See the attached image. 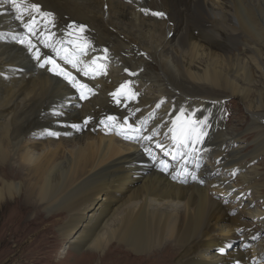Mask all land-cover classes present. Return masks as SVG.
<instances>
[{"label": "bare ground", "instance_id": "obj_1", "mask_svg": "<svg viewBox=\"0 0 264 264\" xmlns=\"http://www.w3.org/2000/svg\"><path fill=\"white\" fill-rule=\"evenodd\" d=\"M18 2L40 12L26 11L22 22L11 0H0V204L13 201L8 224L29 231L42 211L57 224L54 213L66 210L62 264H264V0ZM32 17L35 34L24 27ZM47 54L78 77L99 61L106 70L86 80L98 94L82 101L64 75L40 66ZM229 97L245 120L227 122ZM182 113L181 123L207 133L200 143L173 140ZM126 115L131 128L121 127ZM43 133L46 140L34 137ZM202 153L195 179L183 183L177 172L191 162L193 171ZM239 228L242 243L255 235L257 248L227 246ZM47 229L30 246H52L40 239Z\"/></svg>", "mask_w": 264, "mask_h": 264}, {"label": "rangeland", "instance_id": "obj_2", "mask_svg": "<svg viewBox=\"0 0 264 264\" xmlns=\"http://www.w3.org/2000/svg\"><path fill=\"white\" fill-rule=\"evenodd\" d=\"M229 105L225 106V112L227 113V122L230 120L231 122H237L245 120L244 118V111L240 107V104L237 102L236 98H228L225 100ZM148 122H150L148 120ZM141 132L136 131V137H140ZM36 139H43L46 140L48 138L47 133H43L42 135L34 136ZM56 138V137H55ZM244 142V141H243ZM204 153L199 155L195 158V169L191 171L188 167H183L180 171L177 172L178 176L182 180L183 183H190L195 179V171H198L201 168V165L204 163ZM198 162V163H197ZM192 162L190 163V165ZM258 165V170L262 173V176H259V180H257L258 184L263 185L264 183V161L260 159ZM194 177V178H193ZM206 179V178H204ZM260 193L264 196V185L263 188L261 187ZM220 193H217V196H220ZM256 195V196H255ZM250 197L254 200L258 198L257 194H249ZM229 197L223 199V204H226L229 201ZM13 201L8 200L7 203L0 204V264H62L60 261L64 260L61 259L64 256V246L66 244L65 239H63L61 235V230L59 229L62 224H64L68 220V213L66 210L60 213H54L55 219L58 217L59 223L55 224L56 222L53 221V218L48 219L47 211H42L43 216L41 215V219H39L40 224L37 228H32L31 230L27 231L25 228L19 227V224L15 222L13 225L12 223L8 224L9 217L13 212V207L11 206ZM261 209H264V205H261ZM11 210V212H9ZM8 212V213H7ZM8 216V218H7ZM6 219V220H5ZM5 220V221H4ZM5 224V225H3ZM48 226L46 230V235L41 237V242L44 246H48L46 244L47 241L52 243V246L48 247L47 249H38L35 248L34 245H31L32 240L39 238L37 233L41 231L43 227ZM50 227V228H49ZM253 228L256 229V233L260 230L258 225H251ZM243 229L239 228L237 234H235L232 239H229V244L227 246H239L243 252L248 253L251 248L256 247V243L258 245V238L255 235H245L244 236V243H242L243 238ZM242 235H241V234ZM22 234V235H21ZM259 235V234H256ZM242 236V238H241ZM262 236V235H261ZM42 245V244H41ZM42 245V246H43ZM226 246V247H227ZM259 249V248H258ZM222 253L228 251L227 248L222 250ZM82 252V251H81ZM80 251L77 253L79 256ZM39 253V254H38ZM263 257L261 260H264V251L261 253ZM40 255V256H39ZM38 257V258H37ZM90 262V260H89Z\"/></svg>", "mask_w": 264, "mask_h": 264}, {"label": "snow or ice", "instance_id": "obj_3", "mask_svg": "<svg viewBox=\"0 0 264 264\" xmlns=\"http://www.w3.org/2000/svg\"><path fill=\"white\" fill-rule=\"evenodd\" d=\"M11 4L12 6L16 9V19L20 20L23 22L24 19V13L26 11L29 10H35V12L39 13L40 12V7L37 4H31V5H27L24 4L22 5V3L18 2V0H11ZM156 15H162V13H155ZM45 15H50V14H45ZM35 24H36V19L35 17H32L30 19V21L24 23V27L28 29V31L32 34H35L36 29H35ZM85 31V27L84 26H80L79 27V32L83 33ZM71 34V33H70ZM20 43H25V40H20ZM28 43L31 47H35V45L31 44V41L28 40ZM45 46H49L47 45V43L45 42ZM79 49H80V53L83 54L84 52V47H86V45H78ZM65 51V55L62 57L64 60H66L68 63H71L73 67L77 66L76 61L72 60L69 58L68 54H67V50ZM107 51V50H105ZM36 58L39 60L40 59V55L37 52L36 54ZM95 63V61L93 62ZM45 64H49L52 66V68L50 69L53 72H57L58 74L64 75L66 77H68L69 79H72L73 81L75 80V77H72L69 73L64 72V70L62 68H60V66L56 63V61L52 58V56H47L43 63H41V67H44ZM95 71H99V72H103L105 71L103 65H99L97 66V69ZM95 71L93 72V75H95ZM85 75H88L89 72L85 71L84 73ZM80 89H87V85L86 84H79L78 85ZM126 87V85H121L120 90H118L117 93H114L113 95L118 97L120 92L123 91V89ZM90 91V90H89ZM82 98H86V96H84V93H81ZM132 96H135V93H132ZM117 102H119V100L117 99ZM183 118V113L181 114V117L177 118V127H175L172 131H173V140L176 141V143L179 144H187L189 142L190 139L194 138V143H200L202 141V137L204 135H206L207 133L200 130V128L195 126V122L192 120H188L184 123H181V120ZM109 120H115V117H108ZM125 124H127V121H125ZM121 127H124V125H121ZM127 127L131 128V125H127ZM148 139H151V137H148ZM159 146V145H158Z\"/></svg>", "mask_w": 264, "mask_h": 264}]
</instances>
